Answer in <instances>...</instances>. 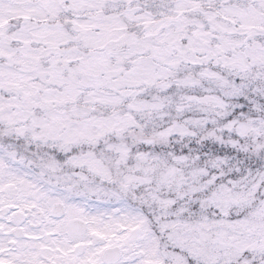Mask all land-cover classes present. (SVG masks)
Masks as SVG:
<instances>
[{
	"label": "snow or ice",
	"instance_id": "obj_1",
	"mask_svg": "<svg viewBox=\"0 0 264 264\" xmlns=\"http://www.w3.org/2000/svg\"><path fill=\"white\" fill-rule=\"evenodd\" d=\"M0 264H264V0H0Z\"/></svg>",
	"mask_w": 264,
	"mask_h": 264
}]
</instances>
